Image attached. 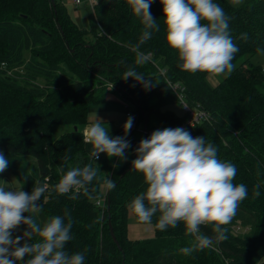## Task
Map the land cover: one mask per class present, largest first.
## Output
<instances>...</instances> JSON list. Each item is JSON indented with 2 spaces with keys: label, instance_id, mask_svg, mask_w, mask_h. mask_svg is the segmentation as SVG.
I'll return each instance as SVG.
<instances>
[{
  "label": "trees",
  "instance_id": "1",
  "mask_svg": "<svg viewBox=\"0 0 264 264\" xmlns=\"http://www.w3.org/2000/svg\"><path fill=\"white\" fill-rule=\"evenodd\" d=\"M230 17L229 31L239 51L235 70L211 87L204 73L190 74L178 66L177 53L166 41L163 6L154 0L151 15L159 31L141 46L151 53L145 65H136L131 47L139 42L143 25L126 0H94L91 27L95 42L87 40L86 31L73 22L66 8L55 0H0V152L9 160L6 171L13 172L25 192L31 194L35 182L49 184L41 198L40 221L55 215L71 216L73 239L66 245L71 253L84 252L85 264H264V71L251 58L264 51V0H250L235 10L227 0H215ZM247 39H241L242 34ZM152 82L145 88L132 78L122 79L127 68ZM24 72V76H19ZM44 79L46 86L37 82ZM184 89L185 101L209 116L208 122L192 128L188 115L177 118L163 113L164 106L179 102L168 82ZM133 106L137 125L153 117L165 128H183L195 137L218 148V158L237 168L234 183L248 188V197L239 205L236 217L228 225V239L186 256L180 249L189 246L183 223L160 231L154 227L152 239L136 240L128 236L127 205L146 189L144 177L133 170L140 140L130 129L126 140V160L100 155L95 161L101 171L89 185L97 189L108 176L116 187L108 191L104 207L89 201L81 192L76 200L56 193L55 185L73 166L95 163L90 158L92 146L83 142V129L89 124L88 110L108 86ZM69 126L71 132L53 138V129ZM125 136L124 129L110 133ZM5 171V172H6ZM4 172V173H5ZM0 174L1 176L4 174ZM260 184V196L252 190ZM27 216V214H25ZM140 224V223H139ZM144 225V224H142ZM241 226L247 232L236 233ZM116 237V244L112 237ZM201 231L214 236L210 227ZM145 251L140 261L137 253Z\"/></svg>",
  "mask_w": 264,
  "mask_h": 264
},
{
  "label": "clouds",
  "instance_id": "2",
  "mask_svg": "<svg viewBox=\"0 0 264 264\" xmlns=\"http://www.w3.org/2000/svg\"><path fill=\"white\" fill-rule=\"evenodd\" d=\"M133 15L143 25L139 42L131 47L136 54L135 64L145 65L151 53L141 51V46L159 31L157 20L150 12L154 0H126ZM242 0H232L239 5ZM163 6V22L166 41L180 61L182 71L190 74L204 73L207 79L230 75L236 65L233 63L238 47L229 31L230 17L215 0H160ZM241 39H247L242 34ZM260 52V49H257ZM132 78L150 87L144 75L134 67L125 70L122 79ZM133 117L124 124L125 136L113 138L109 127L96 113L83 129V142L92 146L90 158L95 163L100 155L126 160L130 142L126 136L133 126ZM107 125V127H105ZM83 167L73 166L55 185L60 196L76 200L83 194L89 201L99 202L94 195L95 187L89 185L101 172L95 163ZM9 167V160L0 152V174ZM133 170L144 177L146 189L128 203L127 208L137 222L152 226L160 231L175 229L184 224L190 246L180 249L186 256L205 249L215 250V245L228 239V225L232 223L239 205L248 197L245 184L234 183L236 166L230 161L218 158V148L204 137H193L183 128H165L154 131L149 138L142 139L136 149ZM101 190L111 191L116 187L113 180L105 176L99 184ZM260 184L252 190L254 197L260 196ZM7 189V190H6ZM49 189L45 182H35L31 194L13 189L0 181V264H85L84 252L69 253L66 245L74 238L73 220L55 215L40 221L43 206L41 198ZM27 214V216H25ZM24 225L26 231L13 239V232ZM210 227L214 236L201 231ZM21 240L25 243L21 246Z\"/></svg>",
  "mask_w": 264,
  "mask_h": 264
},
{
  "label": "rangeland",
  "instance_id": "3",
  "mask_svg": "<svg viewBox=\"0 0 264 264\" xmlns=\"http://www.w3.org/2000/svg\"><path fill=\"white\" fill-rule=\"evenodd\" d=\"M77 1H80V3L77 4ZM227 1L232 5L235 10H239L245 7L250 0H242L239 5H233L232 0ZM58 2L66 8L67 12L71 16L76 26L81 30H85L87 32V40L89 42H95L97 39V34H95L91 27V14L93 13V9L89 0H58ZM251 60L255 65L260 66L264 71V51H260L253 55ZM18 75L24 76L25 74L24 72L18 71ZM224 77L226 76H220L215 79L207 80L211 87H216ZM37 82L43 86H46L47 84L44 79H38ZM98 96L100 97L99 101L93 102L89 106V123L91 122V119L94 118V114L96 113V115L108 125L110 133H114L124 129V124L129 118L128 114L133 115L134 113L133 106L130 105L127 101H125L118 93H115L111 85L108 86V88ZM162 112H170L174 114L177 118H183L186 115L182 104L177 101L164 106ZM155 118L156 117L152 118L150 122V128L156 127L157 129H162V125L159 124L157 119ZM137 120L138 119L133 120V125L138 123ZM107 125H105V127H107ZM72 130L73 128L69 126H58L53 129L52 135L54 139H59L62 135L71 132ZM143 131H145L144 123H140L139 125H137V129L134 131V138L140 140L144 136L142 133ZM128 226V234L131 239H135L137 238V236H139L137 233L139 230L147 229L145 227L141 228L139 226V223L137 222L136 217L131 215L130 213L128 215ZM234 231L238 234L247 232L245 228L241 227L240 225L234 228ZM188 245L190 246V244ZM146 255L147 253L145 254L143 248L137 253V257L140 259V261H142Z\"/></svg>",
  "mask_w": 264,
  "mask_h": 264
},
{
  "label": "built area",
  "instance_id": "4",
  "mask_svg": "<svg viewBox=\"0 0 264 264\" xmlns=\"http://www.w3.org/2000/svg\"><path fill=\"white\" fill-rule=\"evenodd\" d=\"M91 7L94 11V0H89ZM77 4L80 3V1L76 2ZM169 87L171 89V91L173 92V94L177 97V99L179 100V102L182 104L183 109L186 113V115H188L187 118V122L186 124L189 125L190 127L194 128L198 125H200L203 122H208L209 121V116L208 114L203 111L202 109H200L199 107H191L184 98V93H185V89L178 83H172V82H168ZM133 117L134 115L132 114H128V117ZM137 129V123L135 125L132 126L131 130L135 131ZM156 130H160V129H148L147 131H143V135H146L148 137L151 136V134L156 131ZM101 158H99L96 161H99ZM107 194L108 191H104L102 190V196L99 199V202L97 203V206L99 207H104L106 204V199H107ZM191 243V241L189 242Z\"/></svg>",
  "mask_w": 264,
  "mask_h": 264
},
{
  "label": "crops",
  "instance_id": "5",
  "mask_svg": "<svg viewBox=\"0 0 264 264\" xmlns=\"http://www.w3.org/2000/svg\"><path fill=\"white\" fill-rule=\"evenodd\" d=\"M0 181H4V182L10 184V187L13 188V189L22 188V190L24 191L23 185H22L21 181L11 171H6L1 176ZM139 226L141 228H144L145 227L147 229L139 230L137 232L139 236H137V238H135V239H131L130 236H129V234H128L129 239H131L133 241H136V240H146V239H152L155 236L154 228L152 226L142 225V224H139ZM128 230H129V226H128ZM25 231H26V227L24 225L19 226V228L13 232V239H15L16 236H22ZM24 243H25V241L24 240H21V246Z\"/></svg>",
  "mask_w": 264,
  "mask_h": 264
},
{
  "label": "water",
  "instance_id": "6",
  "mask_svg": "<svg viewBox=\"0 0 264 264\" xmlns=\"http://www.w3.org/2000/svg\"><path fill=\"white\" fill-rule=\"evenodd\" d=\"M52 4L55 6V0H52ZM144 129H145V131L148 130V120H146V122L144 123ZM112 237H113L114 242H115L116 244H118V242H117V240H116V237H115L113 231H112Z\"/></svg>",
  "mask_w": 264,
  "mask_h": 264
}]
</instances>
